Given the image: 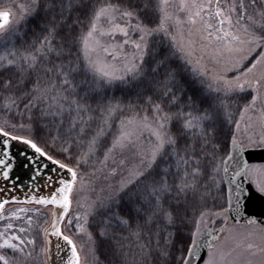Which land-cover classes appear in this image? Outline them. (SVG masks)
I'll list each match as a JSON object with an SVG mask.
<instances>
[{"label": "snow or ice", "instance_id": "6c2138e0", "mask_svg": "<svg viewBox=\"0 0 264 264\" xmlns=\"http://www.w3.org/2000/svg\"><path fill=\"white\" fill-rule=\"evenodd\" d=\"M259 153L264 0H0V264H264Z\"/></svg>", "mask_w": 264, "mask_h": 264}, {"label": "water", "instance_id": "95a60500", "mask_svg": "<svg viewBox=\"0 0 264 264\" xmlns=\"http://www.w3.org/2000/svg\"><path fill=\"white\" fill-rule=\"evenodd\" d=\"M255 163H264V153H259L257 158L254 161ZM26 179V177H24ZM257 208H262L264 205H260L259 202L255 205ZM260 219H264V216L259 217Z\"/></svg>", "mask_w": 264, "mask_h": 264}]
</instances>
